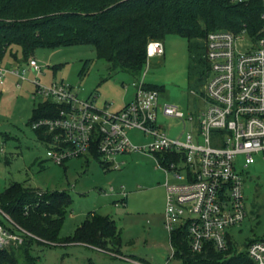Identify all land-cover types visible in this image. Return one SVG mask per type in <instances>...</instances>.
<instances>
[{"label":"built area","instance_id":"obj_1","mask_svg":"<svg viewBox=\"0 0 264 264\" xmlns=\"http://www.w3.org/2000/svg\"><path fill=\"white\" fill-rule=\"evenodd\" d=\"M249 1L230 0L235 4ZM261 1V28L256 35L246 30L235 33L222 29L207 34L208 70L202 88L207 106L197 121L177 106L162 102L161 91L145 81L150 59L165 54L161 40L148 43L146 70L141 80L133 82L135 97L116 113L98 110L95 97L80 99L64 81L42 83L38 75L44 66L35 57L11 67H4L0 61V85L7 77L16 78V84L21 85L31 80L27 74L34 71L38 73L32 79L37 87L35 94L61 106L57 115L32 122L33 129L50 144L47 155L52 161L62 165L73 158L92 156L96 150L100 160L110 165L118 163L120 155L141 152L156 155L159 165L176 179L165 182L164 227L170 248L166 261L160 264H174L176 260V231H186L195 253H201L208 244L226 251L229 241L233 242L230 228L240 225L246 217L244 178L238 168H248L257 155L264 154V0ZM242 43H249L246 51L240 50ZM160 115L183 121L182 134L171 138L158 122ZM187 123L193 126L189 131ZM133 132L147 140L135 142ZM239 156L244 157L243 164ZM119 194L121 203H125L128 195L124 187ZM0 212L9 221L8 227L0 221V248L21 245L28 236L37 238ZM246 252L253 264H264V239L250 242Z\"/></svg>","mask_w":264,"mask_h":264},{"label":"rangeland","instance_id":"obj_2","mask_svg":"<svg viewBox=\"0 0 264 264\" xmlns=\"http://www.w3.org/2000/svg\"><path fill=\"white\" fill-rule=\"evenodd\" d=\"M163 42L166 52L150 59L145 81L162 86V102L177 106L197 121L207 106L202 92L205 79L197 80L189 74L191 54L185 38L168 34ZM248 46L249 43H242L239 48L246 51ZM16 49L14 46L13 50ZM34 57L44 66L38 75L42 83L64 81L75 89L80 99L95 97L94 106L111 113L122 110L135 97L133 82L142 79L122 71L110 73V65L98 58L92 44L41 47L36 49ZM88 60L90 64L85 69ZM1 62L4 67L16 63L10 51ZM37 74L28 72L31 80L21 85L13 77H7L0 85V192L12 183H20L46 193L68 194L70 202L57 242L36 238L32 247L38 264L164 263L170 248L164 227L165 182L176 179L159 165L156 155L141 152L120 155L118 163L110 165L89 155L62 165L52 161L47 155L50 144L38 138L31 124L34 109L46 100L35 94L37 87L32 79ZM158 122L171 138L179 137L184 130L183 121L176 118L160 115ZM192 127L187 123L186 130ZM131 138L139 143L147 140L137 132ZM238 160L243 164L244 157L239 156ZM238 170L244 178L246 217L229 231L238 251L246 252L250 242L264 239V154L257 155L248 168ZM122 187L128 195L125 203H121L119 194ZM90 212L113 219L117 227L115 235L102 249L86 243H65ZM0 220L4 224L9 222L2 212ZM174 264L182 262L176 259Z\"/></svg>","mask_w":264,"mask_h":264},{"label":"trees","instance_id":"obj_3","mask_svg":"<svg viewBox=\"0 0 264 264\" xmlns=\"http://www.w3.org/2000/svg\"><path fill=\"white\" fill-rule=\"evenodd\" d=\"M261 11V0L244 4L230 0H0V61L9 51L21 65L41 47L92 44L98 58L110 65V73L122 71L139 78L146 68L148 43L176 34L188 41L189 74L204 80L208 70L207 34L222 29L256 35L261 28ZM89 64V60L85 62V69ZM150 86L163 90L162 86ZM60 108L49 101L41 102L34 109L31 124L57 115ZM36 134L46 140L40 131ZM91 157L104 164L96 150ZM69 202L65 192L46 193L20 183H12L0 192V209L16 226L42 242H57ZM115 232L113 219L90 212L64 242L101 248ZM37 239L28 236L21 245L0 248V264H38L32 252ZM173 243L176 259L182 264H253L247 252H239L232 241L226 251L208 244L201 253H195L186 231L180 229L173 234Z\"/></svg>","mask_w":264,"mask_h":264},{"label":"crops","instance_id":"obj_4","mask_svg":"<svg viewBox=\"0 0 264 264\" xmlns=\"http://www.w3.org/2000/svg\"><path fill=\"white\" fill-rule=\"evenodd\" d=\"M164 43V42H163ZM165 52H166V50H165ZM15 65H18L17 64V62L16 63H14L12 66H15ZM11 67V66H10ZM14 78V77H13ZM15 80H16V78H14ZM16 83H17V80H16ZM129 101H131V100H129ZM128 103V102H127Z\"/></svg>","mask_w":264,"mask_h":264}]
</instances>
